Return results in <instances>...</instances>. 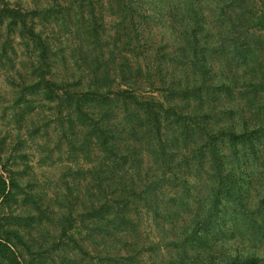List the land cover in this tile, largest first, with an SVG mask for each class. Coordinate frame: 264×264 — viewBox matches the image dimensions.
Segmentation results:
<instances>
[{"label":"trees","instance_id":"16d2710c","mask_svg":"<svg viewBox=\"0 0 264 264\" xmlns=\"http://www.w3.org/2000/svg\"><path fill=\"white\" fill-rule=\"evenodd\" d=\"M110 3L112 34L93 0L79 6L89 18L74 30L58 0L42 10L0 0L4 53L15 38L33 53L20 101L42 93L54 104L58 152L90 166L65 182L59 241L71 236L85 255L90 243L114 263L160 253L167 264H264V0ZM47 23L61 33L47 35ZM2 146L0 264L41 263L51 252L27 231L43 226L50 206L26 196L37 219L13 215L19 184L1 174ZM144 216L153 240L142 238Z\"/></svg>","mask_w":264,"mask_h":264},{"label":"rangeland","instance_id":"374dc122","mask_svg":"<svg viewBox=\"0 0 264 264\" xmlns=\"http://www.w3.org/2000/svg\"><path fill=\"white\" fill-rule=\"evenodd\" d=\"M6 2L12 7H20L23 10H34L36 8L42 10L48 8L53 0H6ZM93 2L96 13L98 15L103 13L105 17L108 34H112L113 32L109 28L113 17L110 10V0H93ZM58 3L68 13L66 26L70 27L71 30L75 29L78 18H82L83 15L85 20L89 18L85 6L84 8L79 7L82 5L83 0H58ZM37 21L41 20L37 19ZM45 27L46 34L49 36H51L54 29L57 33L63 29L61 24L47 23ZM0 30L2 31L0 32V140L3 145V162L7 169L1 174L4 178L9 179L10 176H14L18 180L19 203L13 205L12 209L15 211L13 215H26L27 211H34L37 219L39 215L37 216L34 205L30 203L31 201L26 196H33V199L39 196V205L42 206V210L45 206H50L47 216L42 220L43 226H32L27 231L33 239L40 243L44 242V246H42L43 253L45 249L51 252L50 255L44 253L42 262L36 261L37 264H61L62 262L65 264H99L100 262L102 264H130L129 260L122 259L115 263L112 259L107 261V254L102 253L98 256L90 243L85 244L90 254H81L74 248V243L70 239L71 236H68L70 238L65 237L62 242L59 241L58 231L60 227L56 223L62 217L64 208L67 205L64 202V196L67 194L65 182L73 186L74 181L77 182L79 179L78 174L80 172L77 174V171L81 169L86 171L90 166L83 161H76L75 156L73 154L68 155L65 148H63V153L58 152L57 142L60 135L59 128L55 125L56 111L54 110V104L48 103L42 93L39 95L28 94L27 102L20 101L19 90L23 84L21 76H24L29 82V75L33 70L31 63L33 53L20 46L19 39L15 38L13 49L7 48L5 54L2 49L5 40L4 31ZM69 34V31L64 35L62 34V38L66 39L65 37H69ZM81 35L84 41H88L87 35L83 33ZM66 47L65 55L68 57V66L73 67L70 58V47L75 48V44L66 42ZM140 52L145 51L140 49ZM64 73H66V70L60 62L55 70L56 79L62 77ZM75 75L79 76L76 67ZM142 92L145 97H153L156 100L162 98L160 92L152 91L146 85H144ZM19 102L21 105H19ZM82 177L83 173L80 175V179ZM59 198L61 199L60 202H58ZM0 212L1 214L3 212L1 206ZM5 212L10 213V209L6 208ZM141 227L142 238L149 237L150 240H153L154 234L152 233L151 224L145 216L142 219ZM37 252L35 246L33 249L34 259ZM121 255H124V253L122 252ZM140 260L141 264H167L170 259L160 253L159 256L156 254L150 256L149 253H144Z\"/></svg>","mask_w":264,"mask_h":264}]
</instances>
